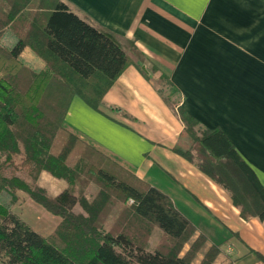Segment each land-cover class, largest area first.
Instances as JSON below:
<instances>
[{"label": "trees", "instance_id": "16d2710c", "mask_svg": "<svg viewBox=\"0 0 264 264\" xmlns=\"http://www.w3.org/2000/svg\"><path fill=\"white\" fill-rule=\"evenodd\" d=\"M26 47L43 61L42 70L22 62L20 54ZM134 55L138 52L132 42L81 18L62 0H0V257L4 264H195L199 254L197 264L215 263L220 246L197 235L166 194L118 167L114 159L63 126L73 96L96 109L129 64L148 79ZM152 81L183 125L173 151L226 190L242 219L264 223V187L253 168L220 129L202 128L180 106L174 109L169 104L159 84L177 91L167 77ZM41 172L68 187L49 196L37 183ZM93 181L101 188L92 199L74 194V185L85 187ZM19 191L60 218L52 236L64 247L12 212ZM108 191L122 202L131 201L130 210L125 214L122 209L119 220L126 219L124 224L131 230L137 228L135 237L127 228L112 234L95 225ZM77 205L82 212H74ZM152 227L167 240L166 251L150 252L140 246Z\"/></svg>", "mask_w": 264, "mask_h": 264}, {"label": "crops", "instance_id": "0c3cea01", "mask_svg": "<svg viewBox=\"0 0 264 264\" xmlns=\"http://www.w3.org/2000/svg\"><path fill=\"white\" fill-rule=\"evenodd\" d=\"M62 1L132 42L149 77L129 64L96 109L73 96L64 128L166 194L197 235L220 246L214 264H264V223L242 219L226 190L173 151L183 125L152 83L167 77L179 106L220 129L264 187V0ZM20 59L44 68L28 47Z\"/></svg>", "mask_w": 264, "mask_h": 264}, {"label": "rangeland", "instance_id": "374dc122", "mask_svg": "<svg viewBox=\"0 0 264 264\" xmlns=\"http://www.w3.org/2000/svg\"><path fill=\"white\" fill-rule=\"evenodd\" d=\"M9 40H5V44H7ZM160 90L169 102V104L173 108H177L179 106V96L175 94L167 85L159 84ZM196 129V128H195ZM106 155V154H105ZM107 156V155H106ZM109 157V156H108ZM111 158V157H110ZM2 159V158H1ZM16 160H19L18 158ZM117 163V162H116ZM118 167H121L119 163H117ZM38 185L43 187L46 193L49 196H57L60 192H62L68 185L60 179H56L49 175L46 172H41L37 181ZM101 186L93 183H87V186L74 185L72 188L74 194L76 196L81 193L84 194L88 199H92L93 196L100 190ZM17 199L11 204V210L13 213L18 215L20 219L25 222L30 228H32L35 232L40 234L43 237H50L55 229V227L60 222V218L58 216L52 215L47 212L43 207L39 204L32 201L29 196L23 192H17ZM131 201L122 202V200H118L115 196H112V193L108 191V198L104 204L102 211L96 217L95 225H97L98 229L103 232L115 234L122 229H126L127 226L124 224L126 219L119 220V214L122 209L125 210V214L130 210ZM74 212L79 213L82 212L79 206L77 205L74 208ZM121 218V217H120ZM125 225L124 227L122 225ZM132 231L133 236L138 235L137 228H133L132 230L127 228L128 231ZM129 231V232H130ZM145 242H140V246L143 247L146 251H154L156 249H162L166 251L169 244L166 239L162 237L161 231L152 227L150 233L145 236ZM51 241H53L59 247H64L65 245L61 240L56 237H51ZM187 249V246L184 248ZM184 251V250H183ZM202 254H199L195 261H199L198 258L201 259ZM198 263V262H196ZM0 264H4L3 259L0 257Z\"/></svg>", "mask_w": 264, "mask_h": 264}]
</instances>
